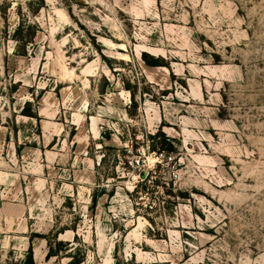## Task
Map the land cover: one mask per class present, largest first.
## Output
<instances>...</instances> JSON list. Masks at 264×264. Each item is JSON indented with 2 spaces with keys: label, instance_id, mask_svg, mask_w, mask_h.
Instances as JSON below:
<instances>
[{
  "label": "rangeland",
  "instance_id": "rangeland-1",
  "mask_svg": "<svg viewBox=\"0 0 264 264\" xmlns=\"http://www.w3.org/2000/svg\"><path fill=\"white\" fill-rule=\"evenodd\" d=\"M30 249L264 264V0H0V264Z\"/></svg>",
  "mask_w": 264,
  "mask_h": 264
},
{
  "label": "trees",
  "instance_id": "trees-1",
  "mask_svg": "<svg viewBox=\"0 0 264 264\" xmlns=\"http://www.w3.org/2000/svg\"><path fill=\"white\" fill-rule=\"evenodd\" d=\"M145 61L150 64V65H160V63L157 61V59H153L152 61H148L145 59ZM143 175V176H142ZM141 176L143 178V182L146 181L147 177L144 176V172L141 173ZM143 183H139L136 185L135 189L133 190L134 193L138 192V188L140 186H142ZM105 194V191L104 190H94L92 193H91V206L92 208L96 207L97 205V202H98V199L103 195ZM181 197H187V192L185 191H179L178 193ZM110 195L112 196V194L110 193ZM54 242H56V244L59 246L58 248H55L52 246L51 243H49V252L47 254V256L51 257V256H56L58 255V251L61 250V247H65L67 245V243H64L63 241L59 240L57 241L56 239H54ZM32 249H30V256H29V261H28V264H34L33 263V259H32V252H31ZM83 261L82 258H76V257H73L70 261H69V264H80L81 262ZM115 264H119V261L118 259L116 258V261H115Z\"/></svg>",
  "mask_w": 264,
  "mask_h": 264
}]
</instances>
